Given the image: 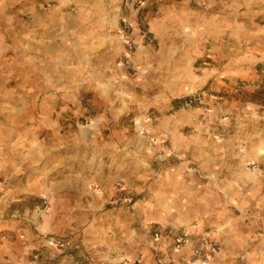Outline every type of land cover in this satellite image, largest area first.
Returning <instances> with one entry per match:
<instances>
[{
    "label": "rangeland",
    "instance_id": "rangeland-1",
    "mask_svg": "<svg viewBox=\"0 0 264 264\" xmlns=\"http://www.w3.org/2000/svg\"><path fill=\"white\" fill-rule=\"evenodd\" d=\"M195 5L0 0V264H139L160 245L144 213L179 159L167 116L228 120L235 93L264 103L245 92L264 75V11H215L225 28L198 47ZM17 241L27 254H9ZM164 249L157 264L193 258Z\"/></svg>",
    "mask_w": 264,
    "mask_h": 264
},
{
    "label": "crops",
    "instance_id": "crops-1",
    "mask_svg": "<svg viewBox=\"0 0 264 264\" xmlns=\"http://www.w3.org/2000/svg\"><path fill=\"white\" fill-rule=\"evenodd\" d=\"M195 1L194 11H200L195 25L198 47L207 35L214 40L220 28H225L215 11H264V0ZM238 76L242 75L230 77ZM235 94L226 106L230 121L217 120L209 108L175 110L164 121L161 132L179 159L150 187L144 216L149 224L157 225L154 227L164 239L157 242L160 245L145 248L144 255L136 259L139 264H146L147 259V264H157L164 248V253L174 251L169 232L185 228L191 234L178 257L192 254L201 233L209 234L220 247L207 263L190 264H264V103L242 100ZM202 112L206 113L204 119ZM207 117L214 123L209 124ZM187 126L190 130L184 132ZM220 132L224 135L219 136ZM181 158L194 161L195 171L188 170ZM252 163L260 164L261 169L250 171ZM18 241L10 245L9 254H27Z\"/></svg>",
    "mask_w": 264,
    "mask_h": 264
},
{
    "label": "built area",
    "instance_id": "built-area-1",
    "mask_svg": "<svg viewBox=\"0 0 264 264\" xmlns=\"http://www.w3.org/2000/svg\"><path fill=\"white\" fill-rule=\"evenodd\" d=\"M194 101H203V98L201 96H194L190 97L188 100H186L187 104H191ZM253 170H259L261 167L258 164H253ZM190 231L188 230H181L175 234L174 238V249L177 251L182 250L184 244L187 242L189 236H190ZM163 237V233L159 230L155 232V238L156 240H161ZM59 244H62L61 240L57 241ZM219 244L214 241L211 237L209 236H204L200 239V243L196 245L193 248L192 251V262H198V261H204L207 262L210 260V258L218 253L219 251ZM187 263H190V261H186ZM158 264H175L172 261L166 259V258H159Z\"/></svg>",
    "mask_w": 264,
    "mask_h": 264
},
{
    "label": "trees",
    "instance_id": "trees-1",
    "mask_svg": "<svg viewBox=\"0 0 264 264\" xmlns=\"http://www.w3.org/2000/svg\"><path fill=\"white\" fill-rule=\"evenodd\" d=\"M248 90L249 91H245L247 95L264 100V75L258 79V83L253 87V89Z\"/></svg>",
    "mask_w": 264,
    "mask_h": 264
},
{
    "label": "bare ground",
    "instance_id": "bare-ground-1",
    "mask_svg": "<svg viewBox=\"0 0 264 264\" xmlns=\"http://www.w3.org/2000/svg\"><path fill=\"white\" fill-rule=\"evenodd\" d=\"M39 10V9H38ZM47 16V15H46ZM43 18V17H42ZM37 24H38V22H37ZM12 80V79H11Z\"/></svg>",
    "mask_w": 264,
    "mask_h": 264
}]
</instances>
